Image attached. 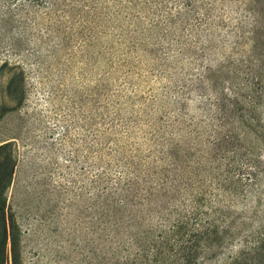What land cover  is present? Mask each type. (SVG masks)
<instances>
[{
	"label": "rangeland",
	"instance_id": "374dc122",
	"mask_svg": "<svg viewBox=\"0 0 264 264\" xmlns=\"http://www.w3.org/2000/svg\"><path fill=\"white\" fill-rule=\"evenodd\" d=\"M86 1L48 18V0H0V214L18 228V257L8 235L0 264H99L97 194L108 162L118 165L112 180L128 162L158 179L143 187L165 182L164 207L196 208L177 243L159 232L174 214L142 213L128 229L125 220L119 264H264V76L255 112L242 99V109L212 123L202 103L206 92L212 101V91L227 93L228 81L241 84L253 41L264 70V0H217L209 26L199 11V30L171 21L177 0ZM253 16L259 24L246 34ZM230 31L244 38L233 45ZM221 65L229 71L211 74ZM148 224L163 226L130 236ZM138 246L148 248L145 259L132 262Z\"/></svg>",
	"mask_w": 264,
	"mask_h": 264
},
{
	"label": "trees",
	"instance_id": "16d2710c",
	"mask_svg": "<svg viewBox=\"0 0 264 264\" xmlns=\"http://www.w3.org/2000/svg\"><path fill=\"white\" fill-rule=\"evenodd\" d=\"M82 1V2H81ZM217 0H177L178 3H180L179 6H181V9L176 11L177 15L171 16L174 24L179 23L178 27L183 28V23L187 24V26H191L192 29L193 27L196 28L198 26V30L200 27V17H199V11L204 10L205 14L203 16L205 17L204 20L206 19L207 22H205L208 26L211 24L212 16H211V11L213 10L214 2ZM77 3H87L86 0H48V18L51 17V15H54L57 13L58 8L64 6V8H67L66 11H71L72 9H75L74 12L78 11ZM84 6V5H83ZM86 6V5H85ZM88 6V5H87ZM223 6V4L221 5ZM247 11L250 12V8L247 9ZM80 12V10H79ZM186 12H188L191 16L192 20H185L181 19V15ZM251 13V12H250ZM170 17L167 16V18ZM214 19V18H213ZM217 19V17L215 18ZM253 24L251 25V29L245 31L246 34L253 33L254 29L257 27L259 24V20L257 17L253 16L252 19ZM208 22L210 24H208ZM196 23V24H195ZM217 23V22H216ZM220 24H222V21H220ZM217 26L218 23L216 24ZM214 26V22H213ZM225 26V24L223 25ZM215 27V26H214ZM228 27V26H226ZM241 28L240 22L234 26ZM176 28V25H175ZM215 29V28H213ZM233 29V28H232ZM208 31L211 32L208 28ZM230 34L232 33V36H234L237 41H234L233 45H236V43H239L241 39L244 38V31L241 32L242 34H238L236 32H229ZM244 33V35H243ZM211 35L213 33L211 32ZM255 42H252L251 45V50L250 54H248L245 58V60H241L240 66L238 68H242V71L238 74V76L241 74L242 75V82L241 84L238 83L234 84L231 83V81L227 82L228 87H224L227 91L224 92V90L217 91V89L214 92L215 98L212 101L210 99V96L207 94H204L203 102L204 103V113L207 115V118L212 121L216 122H224L225 115L227 116L229 114H232L236 112L237 110L242 109V105L244 101L242 99L248 100L250 109L249 112H255V105L257 104V99L260 98L261 95V83H262V78L264 76L263 73V67L261 65L255 64V62L258 60L254 58L253 56V50H254ZM229 65H226L224 69L229 71ZM223 65L219 66L216 68L212 73L210 68H206L205 72L206 73H211L214 74L216 72L222 73ZM228 73V72H227ZM203 78L201 76L199 79ZM223 81H227L224 78L221 79V83ZM203 82L201 80H198V84H202ZM219 85V84H218ZM224 85V84H223ZM211 90H213L215 87H217L216 82L211 81ZM253 118V117H252ZM254 119V118H253ZM173 162L171 163V166L176 167L177 169H181L182 161L180 160H172ZM181 162V164L179 163ZM185 161V160H184ZM186 163V162H185ZM184 163V164H185ZM203 163L198 161L195 166H190L192 167V171L196 172V175L199 173L202 174V172L205 170V168L202 165ZM115 166V167H114ZM118 165H111L109 162L107 163V166L101 167V176L99 177V193L97 194L98 199H99V219L101 220V223L104 224V227L101 228V247L99 248L100 256L99 264H119V260L122 258L118 256L119 254V246L120 244L123 245V242L121 240H116L115 236L119 233H121L122 228L120 224L124 225V221L128 220V222H125V228H129L127 225L128 223L132 222H137L139 220H143L144 216H148L149 213H156L158 214V217L163 220V221H170L172 214H174L173 222L169 227L165 230L162 231L160 228L163 226L161 225H156L150 226L149 224L147 225V228L145 231L141 230V234L138 232V227L134 229L137 234H130L133 237L139 238V236H143L142 234L148 233V234H154V231H158L160 233H164L166 238L162 241L164 244L168 242H179L180 240L177 239V234L178 230L183 228L182 224H188V221H192V219H195V217H192L194 214V208H191L190 210H187L186 208H180V209H174V207L171 208V210L168 207H164L165 204L168 203V197L167 193L161 194L162 192H166L167 188L164 186V181H161L159 186L153 187V186H147L143 187L141 182H145V184L149 183L150 181L154 180L158 182V179L149 176V174H144L145 172H141L138 167H134L128 162H122V165H120L119 168V178H116V180H112L111 177V171H116V167ZM179 167V168H178ZM131 169V170H130ZM136 172V173H135ZM125 174L132 175L133 177L130 176H124ZM149 178H152L149 181ZM168 177H166L167 179ZM160 179V177H159ZM171 179H174V181L177 182V177H172ZM176 179V180H175ZM155 182V183H157ZM178 183V182H177ZM173 188V187H172ZM159 190H162L159 193ZM168 192V190H167ZM139 199L140 201H137L136 199ZM156 203H158V208H156ZM138 205H141V208H138ZM168 206V205H167ZM196 209V208H195ZM165 210V214H163V211ZM126 215L129 219H124V218H118L117 216H123ZM177 217V219H175ZM136 218V219H135ZM0 245L1 247V252H2V258H6V245H7V239L9 235V243H10V254L12 261L15 262L16 258L18 257L17 253V245H18V228L16 224H10L9 228L5 224L4 217H1L0 214ZM130 221V222H129ZM132 226V224H131ZM8 228V229H7ZM126 229V230H127ZM118 230V232H116ZM128 231V230H127ZM135 235V236H134ZM161 235H157V237ZM135 237V238H136ZM159 237V238H160ZM141 238V237H140ZM145 238V236H144ZM147 239V242L151 246H159L158 244H161V242L155 241L153 237L145 238ZM165 240H167L165 242ZM112 241H117L115 243V247H110V242ZM106 243L107 246H106ZM129 243L133 244L135 246L139 245L137 244V241H133V238H130ZM140 248V249H138ZM137 250H135V258L132 259V262L134 260H137L141 262V259H145V255L143 254L144 251L148 248L139 247L138 246ZM154 249V248H153ZM125 249H123L124 251ZM119 257V258H118ZM130 262V259L128 258L127 260ZM126 260L120 264H128ZM130 264V263H129Z\"/></svg>",
	"mask_w": 264,
	"mask_h": 264
}]
</instances>
